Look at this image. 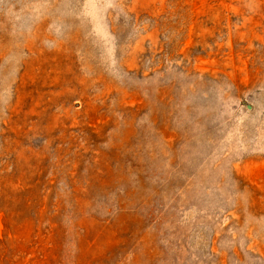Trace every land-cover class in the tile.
Segmentation results:
<instances>
[{
    "label": "rangeland",
    "instance_id": "obj_1",
    "mask_svg": "<svg viewBox=\"0 0 264 264\" xmlns=\"http://www.w3.org/2000/svg\"><path fill=\"white\" fill-rule=\"evenodd\" d=\"M0 264H264V0H0Z\"/></svg>",
    "mask_w": 264,
    "mask_h": 264
}]
</instances>
